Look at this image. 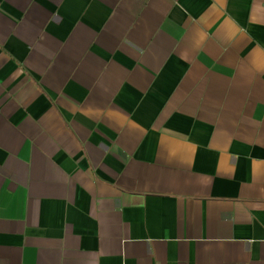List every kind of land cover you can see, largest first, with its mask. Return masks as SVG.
<instances>
[{
  "label": "crops",
  "instance_id": "0c3cea01",
  "mask_svg": "<svg viewBox=\"0 0 264 264\" xmlns=\"http://www.w3.org/2000/svg\"><path fill=\"white\" fill-rule=\"evenodd\" d=\"M0 264H264V0H0Z\"/></svg>",
  "mask_w": 264,
  "mask_h": 264
}]
</instances>
